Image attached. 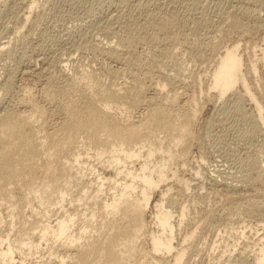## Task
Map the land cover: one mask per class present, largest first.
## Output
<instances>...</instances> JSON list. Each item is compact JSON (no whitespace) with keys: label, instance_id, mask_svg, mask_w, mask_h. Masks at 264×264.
I'll return each instance as SVG.
<instances>
[{"label":"bare ground","instance_id":"6f19581e","mask_svg":"<svg viewBox=\"0 0 264 264\" xmlns=\"http://www.w3.org/2000/svg\"><path fill=\"white\" fill-rule=\"evenodd\" d=\"M216 2H218V0H216ZM221 2L222 1L219 0V2L215 4L219 12L223 8L221 5L224 3V1L222 3ZM1 3H3V1ZM39 3V0H5V3L3 4L4 8H2L7 9L8 11L10 8H12V12L10 11L12 14L10 15L11 17H9L11 20L9 18L8 19L15 25V31L14 37L10 39V41L4 44L1 41L3 45L0 47V54L8 55L10 58V56L16 52V40H20L22 43H24L23 45H28V42L32 41L30 38H32L31 36L33 31H30V26H32V30H34L37 27H33L38 25L39 20L42 21L41 13L35 14ZM125 3H127V1ZM135 3L136 4H134V7H137V12L135 9H133V11L136 12L135 14L126 13L125 11L124 13L123 9H120L121 11H119V8H117L119 13L117 12L118 14L115 15V17H112L111 15V18L108 20L109 23H107L108 25L106 24L107 26H103L105 24L102 23V25H100L105 27L106 37L108 35V37L110 36L111 38H114L116 42L114 43L113 41V44L115 45H110L103 49L98 48L101 50L106 59H109L110 62L115 64V67L117 65V68H113V71L111 66H107L108 64L106 65L108 68L105 66L107 69L111 68L110 70L113 74V81L108 83L105 80L99 79L94 74L92 75V73H88L89 90L80 89L77 92L82 96V100L88 104V107L86 108V110H88V114H93L96 117L103 116L104 119L96 120L92 119L91 117H86V119L84 118L80 121L77 118L75 120L74 118L76 116L75 114H72L73 119L68 118L69 125L63 126L62 130L64 133L62 136L54 138L58 134L57 132H54L55 134L50 136L52 139L46 138L45 136L39 138L38 134L41 131L40 128L35 126V122L39 119H42V113L44 112L45 108L38 105H31V102L33 101V96H31L32 92L26 93L29 89H26L27 91H25L24 95L22 94L23 96L19 100L20 103L25 106L24 110H9L5 105V107H3L4 101L2 98L0 100V205L3 203H10L9 207H12L15 203L28 202L27 206L32 207L31 199L33 197L38 198L42 202V205H50L52 196L55 195L60 198L57 206L60 204V207L62 208V203L66 201L69 196L70 199H75L72 201L77 200V204H79L83 202L84 196H87L91 190L89 186V183H91L89 180L90 175L97 174V172H93L94 168L90 163L84 162L81 153L82 147H87L88 150H94L93 154L95 153L94 155L101 160H103L105 156L108 157L103 164V171L101 173L99 172V176H97L101 185L98 192L96 191V196L93 197L92 200V204L95 206L94 213H101L105 219L104 223L100 227L93 228L96 230H92L93 232L91 231V233L88 234L86 238H83V236H78L77 233L74 232L76 230V226L74 222L75 218L73 217H76V214L71 217L69 216L68 218L62 217L59 220H55L54 223L49 217V219L46 218L45 220L37 221L32 225L31 230L35 232L38 230L40 241L45 242V244H47L46 241H54L55 243H58V245L62 247L64 251H66L61 253L59 247H51V249L54 250L56 254L51 252L52 255L49 256V258H53V255H55V260L59 261V264H125L129 261L131 255L137 251L140 252L144 258L149 257L152 263H184L186 248L184 245L178 249L176 248L174 243L175 221L173 220V210L171 208H166L164 204V201L167 200L168 192L172 188L170 187L168 190L162 191L163 202L153 204L155 191L160 188V185L167 180V172L165 170L167 166L164 162L165 159H162V162L164 163L160 165L161 170L156 169L155 164L151 166L149 162L156 154V150L153 149V146L158 144L159 146L157 149L162 154H164V157L169 156L166 158L168 160L167 165L169 168L176 160L177 156H180V154H185L186 148L191 146L190 142H192L194 139L196 140V137L193 136L190 126L197 117L196 108L199 103L200 94L203 93L205 94V98L208 97L206 100L210 99V101L215 100L220 102L224 109H229L227 111L241 116L247 123H250L254 127L253 133L251 132L252 136H254L253 134L258 131L260 132V136L263 137V143L261 141V144L257 145L258 147L255 149L254 154L251 153L253 155L250 154L251 156H246L244 161L243 158L240 157L243 162L240 160L241 163H239L237 167H235L237 164L235 165L234 163V161H236L235 157H237L236 153L227 154L228 157L230 156L231 160H234H232L233 162L231 161V163L234 164V168H237L238 170L235 173H238L237 176L239 175V177L234 174L236 176V181H239V183L244 185L248 184L247 186L251 187L252 185H257L258 188L257 186L252 187L253 189H258L257 194H253L252 197L249 194L250 196L245 197L247 194L245 192V196L238 197L239 195H236L237 198H232L231 195V201L235 205L233 207L230 206L231 208H228L225 202V207H223L224 205L222 207L224 208L223 210H226L227 208L231 210L233 209L232 212L234 210L237 212V210L242 208L243 210L249 212L248 214L251 212L257 213L256 216H260L261 219L264 220V117H262L264 101L258 100L256 93L252 91L247 83V79L243 74V60L238 53L239 45L236 42L232 47L226 48L224 51H220V53H218L220 55V59L218 60L213 72L210 75L209 87L204 88V90L200 86H194L193 88H190L191 84L185 82V77L183 79L180 77L185 66L183 65V68L178 67V64H173L170 58L174 56V53L176 54V52L179 51L177 49V51L174 52L175 48L178 46H185L182 51H186L189 54L194 55V53L203 52L202 55H204V51L201 50L204 43L202 39L204 40V38L198 37L201 35V30H199L200 32L198 33V36L195 35V33L197 32V27L204 28V31L207 28L206 26H210V24H212V20L210 23L206 18L205 20L208 21V23L203 20L205 15L204 12L206 10L205 8L208 6H206L205 3L208 4V2H204L202 0H158V2H154V4H152L151 0H139ZM239 3H242L241 9L238 7L237 11L235 9V11L232 10V12L226 9V11L219 13L225 22L226 20L231 21L233 26L232 28H234V26H240L243 24L244 19H248L249 14L250 16L252 15V11H254L255 14V10H258V8L251 7L249 0H241ZM262 3L263 1L261 4ZM113 5L117 6L115 3ZM231 5L233 6V4ZM209 10L211 9L209 8ZM130 11L131 10L129 9V12ZM2 13L6 14L5 10L4 12L0 13V18L2 17ZM263 15L264 13H262V16ZM182 16H185L186 21L187 17L189 19L190 16L191 19L192 16L193 20L191 19L190 22L192 21L193 23L194 21L195 23L194 27L192 26L191 29H187L189 26H191V24H187L188 26L185 28V30H187L183 33L180 32L181 30L179 31L176 29L179 27L178 25H180L179 21L183 18ZM252 16L256 17L254 15ZM2 19L3 18H1V21ZM230 21H227L228 23H225L224 26H228L229 24L230 28ZM244 22H246V20ZM258 23L256 22V24L253 26L257 25ZM220 24L218 25L217 23V25H215L213 22V25H215L217 29ZM28 25H30L29 31L31 34L29 31L27 33V30H24ZM224 26L223 28H227ZM229 28H227V30ZM7 29L9 30V28ZM23 30L25 32H23ZM99 30L104 31L103 29ZM227 30L223 29L224 35V31ZM243 30L244 29H242V31ZM249 30H244V32ZM207 33L204 31L202 35H206ZM212 34L215 35V33ZM241 34H243V32ZM8 35L11 34L8 32ZM191 35L196 36V38L194 37L193 39ZM205 35L202 37H206ZM187 37H191L192 40L188 42L187 40H189V38ZM207 41L210 44H208L209 47L208 45L207 47L214 51L216 49L215 44H217V42L215 41V44H211L212 41ZM141 45L144 48L143 50L140 49L141 51H139L138 46ZM23 48H25V46ZM90 48H92V50H97L92 46ZM44 49L42 50L45 51ZM202 49L206 48L204 47ZM217 49L221 50V46ZM262 50L264 49L262 48ZM30 51L31 53L28 57V61H18L15 63V71L9 69L5 73L6 76H3L4 78L0 82V92L3 95L11 93L14 85V73H17V70L22 72L25 71V69L36 71L38 70V63H43L45 60H47L46 51L44 53L42 51L38 52L36 51V48H33ZM63 51L64 50H62V52ZM36 52H38V54ZM101 52L99 53L101 54ZM253 52H251V54ZM177 53L179 55V52ZM181 53L182 52H180V55ZM196 55L197 54H195V56ZM254 55L256 58L251 60V64L247 68V73L251 75L256 73L258 65H264L263 58H259L256 53H254ZM189 56L192 57V59L196 58L195 56ZM197 57H199V55H197ZM20 58H22V56ZM66 58H64L66 59L65 61L63 58V60H60V64L63 65L54 62L51 65L50 61H47L48 63L46 62V66L51 65V69L49 68L50 72L48 73L49 78H47V89L56 88L54 87L56 86L54 85L56 74L61 73V75H64L63 70L67 67L66 63L70 62L71 60V58ZM112 63H110V65ZM54 66L55 70L53 71L52 69ZM171 66L175 67L173 69L177 73L176 75L168 74V67L171 68ZM122 71L125 72L127 76H129L126 77V79L129 78V81H125L127 82V85H123L122 83V85H120L118 80L117 82L119 83L116 82V78L119 77L120 72ZM24 73L25 72H23V74ZM122 74L125 76L124 73H121V75ZM77 80V77H73L70 80L67 79L63 87L71 85L70 81H73L71 85L72 88L77 84ZM237 85L242 87V92L237 90L235 92ZM152 91L154 95L148 96V93ZM231 91L235 92L231 93L233 95L232 97L235 96V100L231 99L234 102L233 105L230 106L227 104L229 98L225 99V97L226 94ZM190 92V97H183L184 94L187 95ZM262 97L264 99L263 94ZM245 98H248L251 103L259 110L260 118L262 120L261 125H259L260 121L258 118L250 116L249 114L247 115L248 112L246 113V110L243 108L244 105H242V101L245 100ZM154 99H160L162 103L147 109L149 114L148 121L145 122L144 120L136 119L133 116V112L135 110L141 109L144 104L150 103ZM223 108L221 107V109ZM76 114H81V110H79ZM35 117L37 120H35ZM210 123L213 125L212 120H210ZM26 129L28 136H25ZM186 145L188 146L186 147ZM145 147H147L146 156L142 151V149ZM178 148H183V152ZM74 150L77 151L74 152ZM89 154L90 152L87 153V155ZM43 157H45L46 160L45 167H41L39 164V161ZM140 162L143 163H141L140 167H137V164ZM217 164L215 162L212 167L213 174H208V177L206 178H209V180L211 179V181H214L215 184L216 182L218 183V181L224 183L223 185H226L229 190L237 188L238 184H234V182H236L234 176L231 178L228 176L229 172L227 173L226 170L223 171L225 164ZM95 170H97V168H95ZM42 171L44 175L46 174V177H44V175L40 176V172ZM112 173H116L117 176H120V178L118 179L117 177H112ZM214 173L217 175L215 176ZM200 174L201 173L198 172L196 178L199 176L198 178L200 179ZM174 176L175 173L173 174V177ZM196 178L194 180H196ZM191 182L192 181L185 182L184 185L187 189L193 186ZM106 184H108V187L105 186ZM110 185L113 186V189L109 188ZM64 187H68L69 191L65 190ZM73 191L79 193L77 198L73 197L76 196V194L72 193ZM80 191L82 193H80ZM16 193H19L21 197L16 198ZM30 193H33L31 194V198L28 196ZM229 195L227 194L228 197ZM89 199H91L90 196H87L86 201ZM169 203L170 206L176 205V202L173 201V199H169ZM69 204H73V202H69ZM87 204V202L84 203V205ZM18 205L13 207V209L17 208ZM151 205H154L157 208V212L154 215L152 222L158 225L162 233L157 234L153 232L147 235L148 238L146 239L145 243L150 241L152 245V249L147 250L138 243H141L143 236L146 235L144 232L146 230V221L144 220V215L145 211L149 209ZM181 211V218L183 219L186 215L185 209H181ZM245 211L242 213L243 215H246ZM216 212L213 211L212 213ZM236 212L234 213L235 215H237ZM209 213L212 215L211 211ZM219 213L216 214L219 216ZM227 213L229 215L230 212ZM15 214L16 213L12 210L11 215L13 216ZM220 214L223 213L221 212ZM232 214L233 213H231V215ZM225 215L227 216L226 212ZM91 218H93V216H91ZM210 218L212 217L210 216ZM252 218L253 217H251V219ZM261 219L258 221H261ZM11 222H13V220H11ZM81 230H83V228H81ZM81 230H79V232H81ZM194 234L195 230L190 235H187V238L193 237ZM244 234L245 233L243 231L241 233V237H243ZM7 238H9V236H7ZM187 238H185V240H187ZM17 239H21L18 241L19 244L17 247L20 250H22V246L23 248H27V252H29V254H31V249L38 251L39 247L41 246L40 241L36 243L35 240H32L29 237L24 238V235L18 236ZM27 239L29 242H27ZM2 243H4L3 240ZM69 245L70 247H74V252L67 253L68 249L70 248ZM254 245H256L257 248L251 255H253V258L257 261V264H263L264 234L260 236L258 242ZM43 248H45V246H43ZM244 251L238 254L236 261L240 262V264H250L249 262L247 263L248 252ZM14 254L15 248L12 247L9 241L7 248H0V262H5V264L16 263L17 258L14 257ZM167 255H171V259ZM33 256H35V254H33ZM37 256H39V254H37ZM19 262H21V260H19Z\"/></svg>","mask_w":264,"mask_h":264},{"label":"rangeland","instance_id":"374dc122","mask_svg":"<svg viewBox=\"0 0 264 264\" xmlns=\"http://www.w3.org/2000/svg\"><path fill=\"white\" fill-rule=\"evenodd\" d=\"M2 1L3 3H1ZM126 1L127 3H125ZM137 1L136 0H113V1H108V0H41L40 1L39 0L40 6L38 5L39 8L37 7L35 14L41 13L42 21L39 20L38 25L33 27V28L37 27L34 30H32V26L30 25L26 26V29H24L25 31L27 30L26 32L28 33L29 28L31 27L30 31L34 32V35L32 32V36H31L32 38H30V40L32 39V41L31 42L29 41L28 45L27 44L23 45L24 43H22L20 40H16V43H17L16 47L18 49L16 48V52L14 53L15 55L14 54L12 56L9 55L10 58L8 57V55L0 54V73H1L0 82L6 76L5 73L7 72V70L10 69L12 71H15V66H16L15 63H17L20 60L21 61L29 60L28 57L31 53L30 50H32L33 48H36V51L38 52L42 51L44 53L46 51L47 60H45L43 63L39 62L38 70L36 71L31 70V69H25V71H23L25 72L24 74L22 71H18V70H17V73H14L15 74L14 75V85H13V89L11 93L7 95H3L0 92V100L2 98V100L4 101L3 107L6 106L8 107L9 110H21V109L24 110L25 106L21 104L19 100L25 94V91L29 89L28 92L26 93L32 92L31 96H33V101L31 102L32 103L31 105H35V106L38 105L40 107L45 108L44 112L42 113V119L37 120L35 117V120H37L35 122V126L40 128V131H41L38 134L39 138L42 136H45L46 138L52 139L50 138V136L54 135L55 134L54 132L58 133L54 138L62 136L64 133V131L62 130L63 126L69 125L68 118L73 119L72 114H75L76 116L74 118L75 120L77 118L80 121L83 120L84 118L86 119V117H91L92 119H96V120L104 119L103 116L96 117L93 114H88V110H86V108L88 107V104H86L82 100V96L80 95V93H77V92L80 89L89 90L88 73H92V75L94 74L99 79L105 80L108 83H111L113 81V74L110 69L112 68V71H113L115 68H117V65L115 67V64L110 62L109 59H106L103 53L101 52V50L99 49L106 48L110 45L111 46L115 45L113 44V41L114 43L116 42L114 38H111L110 36L108 37V35L106 37L105 27H102L100 25L105 24L103 26H107L108 25L107 23H109L108 20L111 18V15L112 17L113 16L115 17V15H117L119 11H121L122 9H123V12L125 11L126 13L135 14L137 12L136 10L137 7L136 6L134 7V4H136L135 2ZM151 1H152V4H154V2H158V0L157 1L151 0ZM202 1L208 2V4L205 3L206 6L208 5L207 6L208 8L207 7L205 8L207 11L205 10L204 12L205 15L203 17L204 18L203 20L206 23H208V21H206L205 18L209 20V23L212 20L211 22L212 24H210V26L209 25L206 26L207 28L204 30L205 33H207L209 30V32L206 35L204 34L207 38L202 37L204 36L202 35L204 33L203 31L204 28H201V27H197L198 29L196 28L197 34L195 33V35L198 36V33L200 32L199 30H201L200 33L202 36L199 35L198 37L204 38L205 41L203 39L202 41L205 44L203 43L202 48L205 47L206 49L201 48V50L204 51V55H202L203 52L201 51H200L201 53H194V55H192L186 51H185L186 53L182 51V49L185 46H178L177 48H175L174 52H176L178 49L179 51L177 52H179V55L177 52L176 54L174 53V56L170 58L172 63L178 64V67H181V68L185 66L183 68V71L181 72V75L179 74L180 77H182V79L185 77L184 78L185 82L191 84L190 88H193L194 86H200L204 90V88L209 87L210 75L213 72V69L216 66L218 60L220 59V55L218 53H220V51H224L226 48L232 47L237 42V44L239 45L238 53L242 57L243 64H244L243 74L245 75V78L247 79V83L249 87L252 89V91L256 93L258 100L264 101L262 97V94L264 95V65L263 64H260V66L258 65L257 71L253 75L247 73V68L251 64V60L252 59L254 60L256 58L254 53H256L259 58L260 57L263 58V63H264V54H263L264 50H262V48L264 49V21H263L264 15L262 16V13H264L263 12L264 0H261V2L263 1L262 4L260 0H254V1L249 0L251 7L258 8L259 10L258 11L257 9L256 10L254 9L256 15L254 14V11H252L253 13H251L252 15L256 17H253L252 15L250 16L249 14L248 16L249 21L247 18H245L244 21L246 20V22L243 21V24H241L240 26H234V28H232L233 26H232L231 21L226 20L225 22L223 18H221V15L219 13L226 11V9L231 12L232 10L235 11V9L237 11L238 7L241 9L242 3L241 4L239 3L241 2V0H234V1L233 0H227V1L220 0L222 2L224 1V3L222 4L223 6L221 5V7L223 8L220 10V12L219 10H217L216 5H215L216 3L219 2V0L218 2H216V0H213L216 3H214L212 0H202ZM4 3H5V0H0V13L4 12V10L6 12V14L2 13L1 18L4 19V20L2 19L3 22L1 21V18H0V25H1L0 26V29H1L0 30L1 31L0 47H2L4 43L10 41V39L14 37V31H15L14 29L15 25L12 23V21H10L11 18H9L11 17L10 15L12 14L11 13L12 8H10L9 11L7 9H3ZM114 3L117 6L113 5ZM231 4H233V6ZM117 8H119L118 9L119 11H117ZM209 8L211 10H209ZM129 9L131 10L130 12H129ZM133 9H135L136 12L133 11ZM212 9L215 11H213ZM3 16H5L6 18ZM182 17L184 19L182 18L183 21L182 19H180L179 21L180 25H178L179 27L176 29L179 31L181 30L180 32L183 33L187 29L189 28L191 29L192 26L194 27L195 23L194 21L193 23L192 21L190 22L191 19L193 20L192 16H191V19H190V16H189V19L187 17V21H186L185 16H182ZM250 17H252L253 19ZM257 17L259 20L257 19ZM254 18H256L258 21ZM227 21L228 22L230 21V26H231L230 28H229V24L228 26L227 25L224 26L225 23L226 24L228 23ZM255 21L257 23L259 22L258 23L259 25L258 24L255 25L257 28L253 26L254 24H256ZM213 22L215 25H217V23L218 25L221 23L222 27L220 24V26H218V29H217V27L213 25ZM187 24H191V26H189L185 30V28L188 26ZM213 26L216 28H214ZM223 26L229 29L227 30V28H223ZM7 28H9L10 31ZM241 28L244 30H249L250 28L252 29L244 32V30L242 31ZM99 29H103L104 31L99 30ZM223 29L228 31V32L224 31L226 36L223 34ZM24 30L23 32H25ZM30 31L29 33L31 34ZM8 32L11 35H8ZM242 32L243 34H241ZM212 33H215V35ZM217 34L219 35L221 34V35L219 36ZM191 37L193 39L194 37L196 38V36L194 35H191ZM191 37H187L189 38V40H187L188 42L192 40ZM207 40H210L209 42L214 41L213 43L211 42V44H215L217 42V44H215L216 49L214 51L211 48H208L210 44L208 43ZM1 41L3 42V44ZM24 46L25 48H23ZM87 46L88 47L92 46L97 50H92V48L90 47H89L90 48L89 50ZM220 46H221V50L217 49ZM64 48L66 49V51ZM143 48L144 47L142 45L138 46L139 51L143 50ZM42 49H44L45 51H43ZM62 50L64 51L62 52ZM38 52L36 53L38 54ZM99 52H101V54ZM180 52H182L181 55H180ZM251 52L253 53L251 54ZM39 54H42V53H39ZM187 54L193 57L195 56V54H197L199 55V57H197V55L195 57L197 59L198 58H201V59H198V60L196 58L192 59V57H190ZM201 55L203 56V58ZM21 56L22 58H20ZM66 57L71 58V60L70 62L66 63L67 67L64 68L63 70L64 75H61V73L56 74V78L54 82V85H56L54 87L56 88L47 89L46 88L48 86L47 78H49L48 73L50 72V69H51L50 66L52 65L53 62L60 64V60ZM66 59H64V61ZM47 61H50L51 63L50 66L49 65L46 66L48 63ZM108 62L112 64L110 65V63ZM60 65H63V64H60ZM106 65L111 66V68L109 67L110 69H107L108 67ZM55 66L52 69L53 71L55 70L54 69ZM173 68L175 67L173 66H171V68L168 67L169 70L172 69L171 71L169 70L167 71L168 74H171V75L177 74ZM121 73L125 74V72L123 71L120 72L119 77H117L120 79L116 78V82L118 80L120 83L119 82L117 83H119L120 85L122 84L127 85L129 78L126 79V77H129V76H127V74H125V76L123 74L121 75ZM73 77L78 78L77 84L71 88L73 81H70L71 85L63 87L66 80L67 79L70 80ZM236 87L237 88H235V92L236 90L242 92L243 89L241 86L237 85ZM235 92L231 91L228 94H226L225 99L229 98L228 102L230 101L232 102V103L227 102V104L230 106L233 105V102H234L233 100H235L234 99L235 96L232 97L233 95L231 93H235ZM153 95H154L153 91L148 93V96H153ZM190 96H191V92L187 95L186 94L183 95L184 98H187ZM43 98L47 101H45ZM206 99H208V97L205 98L204 93L200 94L199 103L196 108L197 117L190 126L193 132V136L196 137V140L194 139L192 142H190L191 146L186 145V147L188 146L187 148L189 147L190 148L189 149L186 148L185 154H182V155L180 154V156H177L176 160L175 161L173 160L174 162L172 161L173 162L172 165L168 168V165H167L168 160L166 158H168L169 156L164 157V154H162L157 149L159 146L158 144L153 146V149L156 150V154L155 156L151 158V161L149 162V164L151 166L155 164L156 169H160V170H161L160 165L162 163L165 162L167 166L165 169L167 172V180L164 183H162L160 185V188H158L155 191L154 193L155 201L153 200V204L163 202L162 191L168 190V188L170 187L172 188L168 192V197H167V200L164 201V204L166 208H169V209L171 208L173 210V220L175 221V230H174L175 231L174 233L175 246L177 249L180 248L182 245H184V247L186 248V256L184 258L183 264H240V262L236 261V259L238 258L237 257L238 254L240 252H243L245 249H246L245 251L248 252L247 263L249 262L250 264H257V261L253 258V255L251 254H253L254 253L253 251H255V249L257 248V246L254 244H256L260 236L264 234V220L261 219L260 216H256L257 213L251 212L250 214H248L249 212L240 208L239 210H237V212L243 210L242 212H240L241 214L237 213L236 210H234L237 214L235 215L234 214L235 212L234 211L232 212L233 209L231 210L228 208H231L235 205L234 203H232L231 199L235 197L237 198L236 195H239L238 197H242V196H245V194L247 193L245 197H248L250 195L252 197L253 194H257L258 189L256 190V188L254 189L252 188L255 185H252L251 187V186H247L248 184L244 185L242 183H239V181H236L235 177L237 176L238 173H235V172L238 170L237 168L236 169L234 168V164L231 163L233 159L231 160L230 156L228 157L227 154L236 153V156H237L235 157L236 161L234 160L233 161L235 165L237 164L235 166L237 167L239 163L243 162L246 159V156L248 155L251 156L254 154L255 149L258 147L257 145L261 144V141L263 143V140H262L263 137L260 136V132L258 131L255 134H253L254 136H252L251 132L253 133L254 127L250 123H247L241 116L233 112L227 111L229 109H224L223 105L221 106L220 102L215 101V100L210 101V99L209 100H206ZM242 102H243L242 105H244L243 108L246 110V113L248 112L247 115L249 114L250 116L258 118L260 121L259 125H261L262 120L260 118L259 110L257 109V107L253 105L248 98H245V100H243ZM160 103H162L160 99H154L152 102L144 104L141 109L135 110L133 112V116L136 119H141L146 122L148 121V116H149L147 109H150L153 106L158 105ZM220 106L223 109H221ZM79 110H81V114L77 115L76 113ZM262 113H263L262 117H264V110ZM210 120L213 121V125L210 123ZM25 136H28L27 129H26ZM250 144H251V147H250ZM246 147H248L249 149ZM178 149L182 151L183 148L182 149L178 148ZM76 151L77 150H74V152ZM142 151H143V154L146 156L147 147L143 148ZM88 152H90L89 155H87ZM93 152L94 150H88L87 147H82L81 149L84 162L90 163L92 167L94 168L93 172L94 173L97 172V174L90 175V179H89L91 181V183H89L91 190L89 191L87 196H90L91 199L86 201L87 196H84L83 202L77 204L78 201L77 200L72 201L75 199H70V196H69V198H67V200L62 203L63 208L60 207V204L59 206H57L58 202L60 201V198L57 197L56 195L52 196L50 205H42V202L38 198H34V197L31 199L32 207L27 206L28 202L15 203L12 207H9L10 203H3L0 205V239H2L4 242L2 243V240H0V248H7V245L9 244V241H10V244L12 245V247L15 248L14 257L17 258L16 263L14 264H43V263L59 264V261L55 260L56 258L55 255H53V258H49V256L52 255L51 252H54L56 254V252L52 250L51 247H55V248L59 247L61 253L66 252L63 250L62 247L58 245V243H55L54 241H51V240L46 241L47 244H45V242L40 241L38 230L37 232L31 230L32 225L35 224L37 221L45 220L46 218L49 219L50 217L54 223L55 220H59L62 217L68 218L69 216L71 217L74 214H76V217H73L75 218L74 222L76 226V230L74 232L77 233L78 236H83V238H86L87 235L90 234L92 230L93 231L96 230L93 228H98L104 223L105 221L104 216L99 212L94 213L95 206L92 204V200H93V197L96 196L97 194L96 191L98 192L99 187L101 185V183L98 181L99 178H97V176H99V172L101 173L103 171V164L107 160L108 157L105 156L103 160H101L97 156H95L94 155L95 153L93 154ZM240 157L243 158V161L240 159ZM162 159H165V161L162 162ZM215 162L216 164L218 163L217 165H219V163L225 164V168L223 167V171L226 170L227 173L229 172L228 173L229 175L228 174L227 175L230 176L231 178L234 176V179L236 181L234 182V184H238L237 188H234L233 190L230 189L231 190L230 191L229 188L226 187V185H223L224 183L218 181V183L216 182L215 184L214 181H211V179L209 180V178L208 179L206 178L208 177L207 176L208 174H213L212 167ZM141 163L143 162L138 163L137 167H140ZM39 164L41 167H45L46 165L45 157H43L39 161ZM95 168H97V170H95ZM198 172L201 173L200 179L198 178L199 176H197L196 178V175ZM42 173L43 171L40 172V176L44 175V173L43 174ZM174 173H175V176L173 177ZM216 175L217 174H215V176ZM111 176L117 177L118 179L120 178V176H117L116 173L115 174L112 173ZM44 177H46V174L44 175ZM237 177H239V175ZM195 178L196 180H194ZM188 181H192L191 183L193 184V186L187 189L184 184L185 182H188ZM195 181H196L197 186L195 185ZM219 183H220V186H219ZM105 186L108 187V184H106ZM109 188L113 189V186L110 185ZM227 188L229 191L227 190ZM64 189L68 190L69 188L64 187ZM229 192H232L233 194ZM72 193L76 194V196H73L75 198L79 196L78 192L73 191ZM80 193L82 192L80 191ZM31 194L33 193H30L28 195L30 198H31ZM227 194L228 195L230 194L229 197L232 195L231 196L232 198L231 197L229 198ZM19 197H21L20 194L16 193V198H19ZM169 199H173V201L176 202V205L170 206ZM69 202H73V204H69ZM86 202L88 204L84 205V203ZM225 202H226V206H228L227 208L228 210L226 208H225L226 210H223L224 209L223 207H225L224 205ZM227 202H229L230 204ZM17 205L18 207L13 209V207ZM181 209H185L186 215L183 219L181 218L182 216ZM12 210L13 212L16 213L13 216L11 215ZM212 210L214 212L217 211L216 212L217 214L219 212L220 213L222 212L223 214L219 213V216H218L216 213H212L213 212ZM210 211L212 215L209 213ZM244 211L246 212L245 214L247 216L242 214L244 213ZM156 212H157V208L154 205H151V207L145 211V215H144V220L146 221V227H145L146 230L144 232L146 235L143 236L142 242L138 244H140V246L142 245L143 248L147 250L152 249V245L150 241H148V243H145L146 239L148 238L147 235L153 232L157 234L162 233L158 225L152 222V219L154 215L156 214ZM225 212L227 216L229 215L230 216L227 217L225 215ZM227 212H230L229 215ZM231 213L233 214L231 215ZM222 215H225L226 218L225 216H222ZM91 216H93V218H91ZM210 216L213 219L210 218ZM250 216L253 218L255 217L254 219L256 221L253 218L252 220ZM260 219L262 222L258 221ZM11 220H13V222H11ZM81 228H83V230H81ZM79 230H81V232H79ZM194 230H195V234L193 235V237L187 238V235H190ZM243 231L245 234L243 237H241V233ZM20 235H24V238L29 237L32 240H35L36 243L40 241L41 246L39 247L38 251H36L35 249H31V254H29V252H27V248H23V246H22V250H20L17 247L19 244L18 241L21 240V239H17L18 236ZM7 236H9V238H7ZM185 238H187V240H185ZM27 242H29L28 239H27ZM43 246H45V248H43ZM70 252H74V247H70L68 249L67 253H70ZM33 254H35V256H33ZM37 254H39V256H37ZM167 256H169L171 259V255H167ZM19 260H21V262H19ZM0 264H5V262H0ZM125 264H158V263H152L149 257L144 258L143 255L137 251L131 255L129 261Z\"/></svg>","mask_w":264,"mask_h":264}]
</instances>
